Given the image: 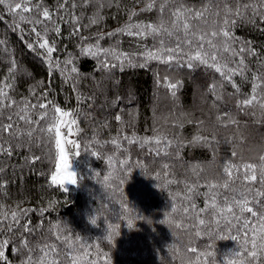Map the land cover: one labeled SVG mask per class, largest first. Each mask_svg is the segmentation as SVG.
<instances>
[{"label": "trees", "instance_id": "obj_1", "mask_svg": "<svg viewBox=\"0 0 264 264\" xmlns=\"http://www.w3.org/2000/svg\"><path fill=\"white\" fill-rule=\"evenodd\" d=\"M37 3L51 20L37 12ZM29 7L22 14L32 22L0 5V90L10 98H0V124H13V134L3 135L11 154L0 153L7 264H24L29 256L38 261L41 249L49 253L45 264H73V258L75 264H264V195H258L264 192V0H30ZM181 8L189 10L187 34L172 28V13ZM130 23H163L172 34L120 31ZM33 28L41 42L55 46L59 68H49ZM89 45L123 54L132 66L125 60L121 68L107 56L116 66L106 69L81 54ZM162 46L180 51L169 63L134 66ZM197 51L209 64L215 55L218 66L237 73L229 81L199 61L186 67V57ZM69 56L78 74L70 72L73 65L61 72ZM253 94L257 101L243 106ZM21 108L31 123L19 119ZM58 134L78 174V185L67 190L51 180ZM145 137L152 142L141 145ZM248 165L255 181L245 179ZM245 199L256 216L241 212L236 202ZM13 211L24 213L18 223ZM165 219L170 222L161 223Z\"/></svg>", "mask_w": 264, "mask_h": 264}, {"label": "snow or ice", "instance_id": "obj_2", "mask_svg": "<svg viewBox=\"0 0 264 264\" xmlns=\"http://www.w3.org/2000/svg\"><path fill=\"white\" fill-rule=\"evenodd\" d=\"M29 3H30V0H20V2H15V3L11 2V0H0V5H4L8 9L10 14H12L13 16H15L18 12L21 13L19 15V20L20 21L28 20V22H32L28 17H25L22 14V13H29V12H31L33 10L31 7H29ZM153 6H154L153 3H149L147 5V8L151 9ZM164 6L165 5H161L160 11H163ZM35 7H36L37 12L40 15H42L44 20H51V13H50V11L47 8L40 9L38 3L35 5ZM72 7H75V5L73 4ZM188 11L189 10H187V9L181 8L180 10L175 11V12L172 13V15H173L172 28L173 29L182 28L184 30L185 34L188 33L189 28H190L189 22L187 20ZM134 14L135 13H133V15ZM191 15L195 18V17L201 16L202 13H200V12H192ZM0 19H2V17H0ZM75 19L78 22V18H75ZM35 22L36 23H41L42 21L37 20ZM95 22H96V20L93 19L92 23H95ZM225 24H227V21H225ZM13 27H16V25L14 24ZM133 28L137 30L135 33H133L131 31V29H133ZM126 30H127V34H129V35H140L141 33L147 34L146 30H150V32L152 34H156V33L161 32V31L166 32L169 35L172 34L167 28L164 27L163 23H160L158 26H154V25H151V24H149V25H140V24H131L130 23V24L126 25L125 28L121 29L120 31L121 32H125ZM32 31L35 32V34H36L39 48L45 50L44 55L48 59L49 68H52V67L59 68L60 67V61L52 59V54L56 51L55 46H50L49 41L47 39H43L42 42H41L40 41L41 34L38 31H36L35 28H33ZM55 31H56L57 34H59L60 30H59V28H56ZM76 31L78 33L79 29L77 28ZM212 35L215 36L216 33L213 32ZM223 35L225 37H228L229 33L227 31H225V32H223ZM199 39L201 41H203L204 38H203V36H201ZM187 43L190 45L191 41H187ZM208 43L211 44L212 42L209 41ZM161 44H163V42H161ZM28 46L32 47L31 44H29ZM179 51H180L179 46L177 48H166V49L163 48V46H162L155 53L148 52V54L144 58V62L143 63H138V64H136L134 66L146 67L148 61L149 60H154V59L155 60H160L161 62L169 63V62H171L173 60L174 55L179 53ZM225 51H228L227 47H225ZM241 51H244V49H241ZM164 52L168 53L166 58H165V56L163 54ZM81 54L87 55V56H91L94 59H99L100 63H101V66L106 68V69H108L109 66H111V67H115L116 66L115 64H111L110 65V61L105 58L107 56H112V59H114L116 61H119L121 68L123 67V64H124L125 60H127L128 63L130 64V66H132V61H131L130 58L124 56L123 54H116L114 50L102 49L98 45H95V46L94 45H89L88 47H83L82 46L81 47ZM186 59L188 61L185 64L186 67H189V68L194 67L193 61H199L200 63L206 64L209 67H215L216 72L221 73V75L223 77H225L229 81H231L232 77L237 73V69L228 68L227 65L218 66L216 64L217 57L215 55L210 57V59L213 62L212 64H209L208 63V59L207 58H203L199 51H197L194 56L186 57ZM240 64H243L242 60L240 61ZM68 65H73L71 67V69H70L71 73H77L78 74V68L73 64V58L71 56H69V58L66 61H64V66L65 67L61 69L62 73L67 69ZM224 69H227V71L225 72ZM67 78H70V77H66V79ZM233 86L235 87V85H233ZM168 87L170 89L175 90L178 87V85L176 83H170L168 85ZM214 88H215V86L213 85V89ZM173 95H175V91H173ZM0 98H3L4 100L10 99L7 96V93L5 91H3V90H0ZM254 101H257V97H256V95L253 94L251 96V98L244 99L243 101H241V104L243 106H251L254 103ZM12 103H15V101H13ZM47 106L48 105L45 104V103H41L40 104L41 108H47ZM260 106L264 107V104H261ZM32 107L35 108V105H32ZM21 111L24 112V115L20 116L19 119H23V120H26L28 123H31V119H30V116L28 114L27 108H21ZM54 111L56 113H60L63 116L71 115L68 112H61V109L58 108V107H54ZM2 112H3V109H2V107H0V115H2ZM46 115H47V113L40 114V119H44ZM8 119H9V121H11V116H9ZM115 119L117 121H120L121 117L119 115H117L115 117ZM218 119H220V117H218ZM71 123H76V120L73 119L71 121ZM46 130L50 131V128L46 129ZM4 133H8L9 135L13 134V124L11 122H9L7 124H0V153H6V154L10 155L11 154V147H5V145L3 143V135H4ZM27 135L29 137H31L32 133L28 132ZM130 142H135V141L133 140V141H130ZM139 142L141 143V145H143V144L151 143L152 141L149 140L147 137H145V138H142ZM155 142L157 144H159L160 143V139L156 138ZM198 142H200V138L199 137L196 138L194 143H198ZM55 143H56L57 148H59L60 160L63 163V166H64L65 170H64L62 175L59 174L60 173V165H57V174H53L51 176L52 182L54 184H59L61 186H67V185H75L76 186V185H78V174L75 171H73L72 167L70 166V164L67 163L68 156L64 152L63 147H61L60 141L56 140ZM113 143H116V141L114 140ZM168 144L170 145L171 141H168ZM165 167H167V165H165ZM247 170L251 171V175L245 176V179L246 180H250V181H255L257 179L256 174H255V169L251 165H248L247 166ZM228 174L231 175L230 172ZM261 183H264V179L261 180ZM225 186H227V185H225ZM211 187H215V185H212ZM65 190H67V188H65ZM258 195H264V192L258 193ZM236 203L239 205V207L241 209V212L247 211V212L251 213L253 216L257 215V213L254 212L251 207L247 206L248 201L246 199L243 200V201H237ZM122 207H124L125 211L129 210L127 208V206H122ZM212 207L215 208L216 205L213 203ZM175 210L176 209L174 207L171 209L172 212H175ZM226 211H228L229 213H232V208L228 207L226 209ZM26 212H27V210H24V213H26ZM24 213H17L16 211H13L11 213L12 221L18 223V215H21V214H24ZM141 218L143 219V217H141ZM0 219H4V220L8 219V213L0 212ZM260 220L262 221L261 230L264 231V216H261ZM169 222H170L169 219H165V220L161 221V223H169ZM91 223L92 224H96L97 223V219L95 217L92 218ZM199 223L201 225H203L204 224V220H200ZM248 223L249 222L247 220H245L244 226L247 227ZM127 226L129 228L132 227V221L131 220H128ZM108 239H111V235L110 234L108 236ZM8 243H9V241L7 239L0 240V260H5V251H4V249L8 245ZM69 247H71V245H69ZM255 247H256V242H255V237H254L253 238V248H255ZM262 247H264V245H262ZM53 251H54V249H53ZM41 252H42V256L40 257V259L38 261H33L31 256H29L27 261L24 262V264H45V261L47 260V257L49 255V253H48V251H46L44 249H41ZM236 254L239 255V252H237ZM251 255L253 257H255L256 256V252L255 251L251 252ZM5 264H7L6 260H5ZM52 264H55V262L53 261ZM73 264H75L74 258H73ZM229 264H232V262L230 261Z\"/></svg>", "mask_w": 264, "mask_h": 264}, {"label": "rangeland", "instance_id": "obj_3", "mask_svg": "<svg viewBox=\"0 0 264 264\" xmlns=\"http://www.w3.org/2000/svg\"><path fill=\"white\" fill-rule=\"evenodd\" d=\"M60 128V126L58 127V129ZM58 140L60 141V145H61V147H63V149H64V152L67 154V156H68V160H67V163L68 164H70V166L72 167V170L73 171H75V169H74V166H73V164H74V162H73V155H72V153L69 151L68 152V150H67V148L65 147V145H63V141H62V139H61V137L59 136V134H58ZM57 165H60V173L59 174H63V172H64V166H63V163L61 162V160H60V151H59V155H58V160H57ZM76 172V171H75ZM55 174H57V171H56V173ZM72 185H67V186H63L64 188H70Z\"/></svg>", "mask_w": 264, "mask_h": 264}, {"label": "clouds", "instance_id": "obj_4", "mask_svg": "<svg viewBox=\"0 0 264 264\" xmlns=\"http://www.w3.org/2000/svg\"><path fill=\"white\" fill-rule=\"evenodd\" d=\"M226 258V257H225ZM213 264H215V262H213Z\"/></svg>", "mask_w": 264, "mask_h": 264}, {"label": "water", "instance_id": "obj_5", "mask_svg": "<svg viewBox=\"0 0 264 264\" xmlns=\"http://www.w3.org/2000/svg\"><path fill=\"white\" fill-rule=\"evenodd\" d=\"M73 166L75 167V164H73Z\"/></svg>", "mask_w": 264, "mask_h": 264}]
</instances>
